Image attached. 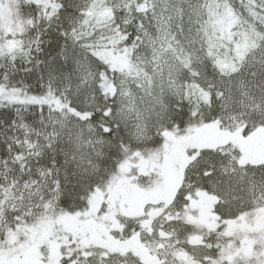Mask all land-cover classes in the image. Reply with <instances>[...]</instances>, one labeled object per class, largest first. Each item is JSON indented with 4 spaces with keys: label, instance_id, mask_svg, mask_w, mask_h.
<instances>
[{
    "label": "snow or ice",
    "instance_id": "1",
    "mask_svg": "<svg viewBox=\"0 0 264 264\" xmlns=\"http://www.w3.org/2000/svg\"><path fill=\"white\" fill-rule=\"evenodd\" d=\"M0 264H264V0H0Z\"/></svg>",
    "mask_w": 264,
    "mask_h": 264
}]
</instances>
